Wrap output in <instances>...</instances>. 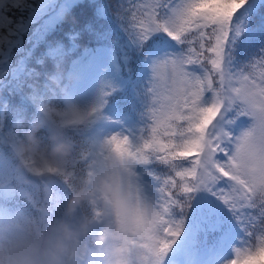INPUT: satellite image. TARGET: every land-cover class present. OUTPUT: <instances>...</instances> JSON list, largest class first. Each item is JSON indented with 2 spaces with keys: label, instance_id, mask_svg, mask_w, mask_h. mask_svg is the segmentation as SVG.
I'll return each instance as SVG.
<instances>
[{
  "label": "snow or ice",
  "instance_id": "6c2138e0",
  "mask_svg": "<svg viewBox=\"0 0 264 264\" xmlns=\"http://www.w3.org/2000/svg\"><path fill=\"white\" fill-rule=\"evenodd\" d=\"M125 30L145 79L115 102L109 82L73 106L74 150L56 179L31 192L10 180L0 197L20 192L43 220L61 202L50 184L70 191L115 154L150 205L135 264H264V0H141Z\"/></svg>",
  "mask_w": 264,
  "mask_h": 264
},
{
  "label": "clouds",
  "instance_id": "9594fccd",
  "mask_svg": "<svg viewBox=\"0 0 264 264\" xmlns=\"http://www.w3.org/2000/svg\"><path fill=\"white\" fill-rule=\"evenodd\" d=\"M50 81L53 98L67 97L74 78L65 82L57 67ZM72 108H40L13 146L18 171L51 182L64 169L74 150L67 123ZM128 174V165L113 154L106 167L75 179L55 214L37 220L23 211L0 213V264H135L142 251L137 242L151 227L150 205L130 194ZM96 201L99 214L85 211Z\"/></svg>",
  "mask_w": 264,
  "mask_h": 264
},
{
  "label": "trees",
  "instance_id": "16d2710c",
  "mask_svg": "<svg viewBox=\"0 0 264 264\" xmlns=\"http://www.w3.org/2000/svg\"><path fill=\"white\" fill-rule=\"evenodd\" d=\"M139 3L141 0H79L72 4L71 15L79 16L89 11L83 23L76 28L66 25L67 31L60 32H65L62 38L47 43L48 39L41 38L40 55L31 60L27 58L24 71L0 84V184L11 180L28 192L38 186V179L18 171L13 146L38 117L43 105L61 109L86 107L96 101L109 82L121 89L112 97L115 102L131 95L134 85L145 79V62L125 30L131 23L132 10ZM47 32H50L48 27L45 28ZM88 63H91L90 69L76 87ZM57 67L62 69L65 82L74 78L67 97L53 98L50 92V78L56 74ZM99 72H102L101 84L94 82ZM41 136L46 138L47 131H42ZM159 168L165 170L163 166ZM49 187L59 201L69 195L66 186L58 181ZM42 194L43 188L37 198ZM29 207L30 202L20 192L8 201L0 197V213L23 211L27 214Z\"/></svg>",
  "mask_w": 264,
  "mask_h": 264
},
{
  "label": "rangeland",
  "instance_id": "374dc122",
  "mask_svg": "<svg viewBox=\"0 0 264 264\" xmlns=\"http://www.w3.org/2000/svg\"><path fill=\"white\" fill-rule=\"evenodd\" d=\"M78 1L0 0V84L24 71L27 58L31 60L40 55L41 38L48 39L45 43L62 38L65 32H60L67 31L66 25L76 28L83 23L89 11L71 15V5ZM46 27L50 32L45 33ZM89 67L84 68L80 80ZM101 73L94 77L95 83H102Z\"/></svg>",
  "mask_w": 264,
  "mask_h": 264
}]
</instances>
